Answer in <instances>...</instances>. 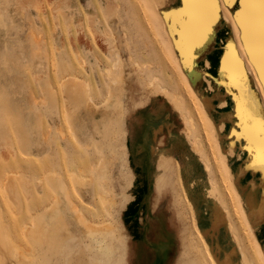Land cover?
Listing matches in <instances>:
<instances>
[{
    "label": "rangeland",
    "instance_id": "obj_1",
    "mask_svg": "<svg viewBox=\"0 0 264 264\" xmlns=\"http://www.w3.org/2000/svg\"><path fill=\"white\" fill-rule=\"evenodd\" d=\"M155 2L157 0H0V91L4 93V98L10 105L24 108L27 120L25 125L28 128V133L24 136L28 135L29 140L27 152L25 154L18 152L14 138L20 134L10 124L13 116L0 112L2 264H120L123 255L119 254L118 241L115 240V254L109 261L89 231L97 230L104 235L106 230H109L107 228H113L117 234L121 232L123 235L125 232L124 237L127 238L121 222V213L132 198L129 188L133 176L127 160L126 121L130 109L144 105L155 95L163 96L172 102L178 100L180 103L181 114L188 125H184L186 132L183 130V133L192 148L199 147L198 152L193 150L196 154L202 153L199 157L202 156L200 159L203 160L201 161L207 173L209 172V182L213 183L210 185V196L213 190V194L215 192L213 197L224 208V212H227L226 217L233 238L235 236L234 239L238 237L240 242L242 240L244 246L238 241L237 243L245 247L242 249L247 250V255L251 253L252 256L248 255L250 260L253 259L251 263L261 264V260L252 254L258 242L251 237L253 235L248 236L250 234L248 224L243 221L244 215L243 218L240 216L243 214L241 205L236 194L229 189V186L232 187L230 176L219 172L223 171L220 157L218 160L214 158L218 155V148L213 141L216 138L214 121L209 116L206 104L204 105L205 101L200 99L201 92L196 90L199 95L196 96L191 87L185 86L175 63L167 56L169 44L160 33L161 23L152 7ZM222 9L224 8H221V12H225ZM232 38H235L233 31L229 36V39ZM118 51L120 55L117 54ZM117 59L121 64L120 68L114 66ZM225 62L223 71H217L219 79L224 81L229 77L225 68L229 61ZM109 71L112 72V78L119 75L123 80L124 106L120 115L105 109L103 105V100L110 90L107 86L110 83L108 81L112 79H108ZM37 76L49 82L52 80L53 84V78L59 79L60 83L68 78L69 81L78 80L77 82L82 85H88L86 91L97 105V109L92 110L85 106L72 108L69 115L75 111L76 119L70 122L68 115L65 114L68 113L67 101L64 102L67 98L61 88L58 94L60 103L55 107L39 93L41 80H36ZM32 92L38 94L35 103L39 107L35 110L31 107ZM206 138L210 139L213 147L207 148L210 144L212 146V143L209 141L208 145ZM194 140L201 145L198 146ZM101 155L104 159H100L99 162L103 163L106 169L105 178H101L96 170L100 166L98 158H101ZM204 162L209 163V167ZM166 163L174 175H178L177 163L171 159H166ZM47 168L53 169L50 171L56 172L57 175L60 174L59 177L65 180L67 185L63 191L64 195L60 197L62 221L57 224H50L48 220L39 221L34 213L51 193L39 182V178L45 177L41 170L46 169L48 172ZM71 170L75 171L73 173L76 175L78 172L81 180H74ZM210 172L216 177H212ZM7 178L15 184L13 186L15 189L10 186L8 192L5 190ZM221 178H225L224 181L229 180H226L227 183L224 182L227 190L224 185L222 186ZM20 180H23L22 184L18 182ZM26 181L30 185L25 186ZM218 184L221 185L222 192L216 190L220 189L217 187ZM174 188L176 205L179 203L176 209L180 210V216L183 215L181 216L184 219L183 224L190 238L187 239L191 244L190 249L186 250V256L190 258L189 264H210L211 259H215L212 258L209 248L204 249L206 242H203L204 237L198 229L193 209L181 183L174 182ZM218 191L221 198L217 194ZM222 196L224 201L221 200ZM110 200L114 202L113 205ZM231 201L234 203L233 208ZM236 201L239 205L235 204ZM236 214H239L240 219H237L239 217ZM191 216L197 230H193ZM30 224L36 225V228L28 226V231L25 232L26 225ZM241 228L246 230V233L248 231V240ZM200 244L202 245L199 246ZM202 247L204 253L201 251ZM197 251L202 253L201 258ZM206 252H209L211 259Z\"/></svg>",
    "mask_w": 264,
    "mask_h": 264
},
{
    "label": "bare ground",
    "instance_id": "obj_2",
    "mask_svg": "<svg viewBox=\"0 0 264 264\" xmlns=\"http://www.w3.org/2000/svg\"><path fill=\"white\" fill-rule=\"evenodd\" d=\"M152 7H153V12L156 13L158 21L161 23L162 31L160 33L164 36V38L166 39V42L169 44L168 48L166 50L167 56H169V59L175 63L177 70L179 71L178 74L181 76V78H183V80L185 82V86L191 87L193 90V93L196 96H199V95L196 91L194 84L201 82V72L198 68V63H199L198 60L203 55H206L207 52L214 49V45H215L216 39H217L218 30H220V28L222 26H227V24H229V28H227V30H226L227 34H225L226 40L224 41V44H223V48H222V52H221L222 53L221 59H219V67L217 68V71H223V65H224V63H226L225 61H229L225 67L228 71L229 77H228V79H226L224 81V80L219 79V77L217 76L216 83H218V85H221L220 87L224 88V91L226 92V94H229V93L231 94V92L233 93L232 98L234 100V115L238 120L237 121L238 127L232 126L231 130L229 132V136L231 138H233V137L236 138L239 135L243 140L246 141L245 144L243 143L240 146V148L243 151L248 152V159L245 160L243 170L246 171L247 169H251L254 173H257V172L262 173V176L258 180L257 183L255 180H252L244 188H249L248 193H247V200H248L247 203H250V206H251V212L250 213L253 215H257V216H264V163L261 162L262 155H261V152L259 150L257 138L252 134V129L258 128L260 122L264 121V117H262V115L260 114V112L258 110L256 97L249 91V89L246 85L245 78L242 75V73L240 72L239 68L237 67L238 62H242L243 64H245L247 73L253 78L254 83H255V87H256L257 91L259 92L260 96L262 97L261 99L263 100V106L261 105V109L264 113V74H262V72H261L262 65H264V57H262V52H261V47H260L258 25L252 24L249 22L250 16L258 17V15H259V12L261 9V4H260L259 0H247V2H246V0H205V3L202 5V7L207 12L208 19H209L210 23L208 25L207 31L203 34V37L197 38L196 40L190 39V37L186 31V28H185V24L187 23L185 13L191 12L194 8V5L190 4L188 2V0H157V2H155ZM221 8H224L225 12L222 13ZM242 21L244 22L245 27L241 26ZM228 29L231 30V33H232V31L234 32L235 38L229 39L230 31ZM112 46L114 47V45H112ZM115 49H117V48L115 47ZM119 49L121 50V48H119ZM119 52L120 51H118V53H117L118 55H120ZM110 53H113V52H110ZM117 54H116V57H117ZM164 57H165V55H164ZM118 59H120V57ZM206 65L209 66L208 63ZM114 66L117 68L121 67V64H119V60L114 64ZM111 73H112L111 71H109L107 73V74H110L109 75L110 77L108 76V79L112 78ZM38 79L41 80L40 81V87H39V93L46 100H49L51 102V104L54 105L55 107H57L58 104L60 103L58 94L60 93L59 90L61 88V90L63 91L62 93H64L66 95V98H67L66 100L64 99V102L67 101V109L65 108L66 112L68 111V113H65V114L68 115V120L70 122L76 119V115H75L76 112L75 111H74V113L69 115V112L72 110V108L76 109V108H80V107L85 106V107H88L92 110L97 109L96 108L97 105L94 104L93 99L91 98V96L86 91L87 90L86 86H88V85H86V86L82 85L80 82H77L78 80L69 81L68 78H67V80H64L61 83L58 81L59 79L57 80L56 78H53L54 84H53L52 80L49 82L45 78L40 77V76H37L36 80H38ZM108 82H110L109 85H107L110 87L109 88L110 90L107 92V95L105 96V98L103 100V105H104L105 109L110 110L111 112L117 113L118 115H120L121 111L123 109V106H124L123 105V101H124L123 80L118 75L117 77L113 76V78L111 80L109 79ZM208 83L210 84V81H208ZM180 85H182V84H180ZM158 88L160 90H162L161 87H158ZM209 89H211V87H209ZM30 94L32 95L30 97V98H32L31 99V102H32L31 107H32V109L35 110L39 107V105L35 103V99L38 96V94L34 93V92H32ZM62 96H63V94H62ZM0 98H1V100H0V112L2 114H10L13 116V119L11 120L10 124L14 127V130L16 132L19 131V134H20L14 138V140L17 142L16 143L17 150H18V152L25 154L27 152V146L29 144V140H28V135L24 136V134L28 133L27 125H25L27 123V120L25 117L26 114L23 112L24 108H22L20 106L10 105L9 101L6 98H4V93H1V91H0ZM200 99L201 100L203 99L205 101L204 105L206 104L205 106L207 108V102L209 100H207L205 97L200 98ZM177 101L172 102L170 100L169 102L172 104L174 109L180 114V117H181L182 122H183V130L185 131L184 125L186 126L187 124L185 122L184 116H182V114H181L182 111H181L180 103ZM64 105H65L64 107H66V104H64ZM205 106H204V108H205ZM213 125L215 126L214 133H215L216 138L214 140L211 138V140L215 141L216 147L218 148V151H217V150H215L216 148L214 147L215 148L214 151L218 152L217 157L215 156L214 158H217V160H218V158L220 157V161H221L220 164H221V167H223V168H221V169H223V171H219V172L220 173L222 172V174L226 173L230 176L229 178L231 180L232 187L230 188V186H229V189L233 190L234 195L236 194L237 201L241 205V209H242V213H243L240 216H242V218H243V215H244L245 220H243V221L245 224L246 223L248 224V228H249V232H250V234L248 235V231L246 233V230L241 228V230L242 229L244 230L242 233L243 234H244V232L246 233V239L248 236L253 235L251 237H254L255 240L258 242L255 245V249H254V251H252V254H254V256L258 257L261 260V264H264V252L261 248L259 241L256 238L255 231L253 228L254 226L251 222L250 215L248 214V212L245 208L244 198L238 189L237 182L239 181V177H235L233 175V173L231 172L230 166L228 164V155L225 152H223V149L221 146L220 131H222L224 125L220 126L219 128L215 125V123H213ZM186 129L191 130L190 128H186ZM191 131H193V130H191ZM193 134H194V132H193ZM193 134H190V135H193ZM190 135H187V136H190ZM210 135H212V134H210ZM195 138H197V137H195ZM208 138H206V140ZM237 139L238 138H236V141H237ZM207 141H208V145H209L211 142L210 139H208ZM236 141L231 142V147L229 149L230 155L233 154ZM195 142L197 143V141H195ZM198 143H197V145H198ZM199 145H201V144H199ZM204 145H202V146L204 147ZM210 145H209V147L207 146V148L214 146L213 143H212V146H210ZM198 148L199 147H197V148L195 147V149H194V147H193V149L197 152H198ZM203 149L205 150V148H203ZM211 149H213V148H211ZM211 149H209V152L211 151ZM212 152L213 151H211V153ZM217 152H216V154H217ZM197 154L199 155L202 153L199 152ZM203 154H205V152ZM212 154H211V156L215 155V154L214 155H212ZM207 155H206V157H207ZM97 157H100V156H97ZM204 157H205V155H204ZM102 158H103L102 155H101V158H98L99 164L101 162L100 159H102ZM209 159L211 160V158H209ZM99 160H100V162H99ZM207 160H208V158H207ZM208 162H210V161H208ZM214 162L216 163V159ZM204 163L206 164V162H204ZM215 163H213V164H215ZM218 164H219V162L217 161V166L219 169L220 165H218ZM96 165L98 166V164H96ZM206 165L208 166L209 163ZM210 168H211V166H210ZM47 169H48V172L46 169L41 170L42 175H44L45 177L39 178V182L41 183V185H44L47 188V190H49L51 193H49V196L43 201L42 205L35 209L34 213L39 218V221L45 222L46 220H48L50 222V224H57V223L62 221V217H61L62 212L60 209V203H61L60 197H62L64 195L63 191L66 190V187H65L66 181L64 180L65 181V183H64V181L61 179V177H59L60 174L57 175L56 172L50 171L53 169H49V168H47ZM158 169H162V171H163V173L159 176L160 178L158 177V180L156 181L158 193H160L162 191V189L166 186L172 187V194H173V198H174L173 204L176 208L179 205V203H177V205H176L177 197H176L175 188H174V182L175 181H173V178H172L174 173H173L172 169L170 168V166L166 163V158L161 159ZM212 169H213V167H212ZM96 170L100 174L99 176L101 178H105L104 175L106 173V169H105L103 163H101L100 166H98L96 168ZM243 170L240 172V175L243 172ZM45 171H46V173H44ZM71 172H72V170H71ZM73 172L75 173V171H73ZM211 172H210V174H211ZM219 172H218V174L220 175ZM74 173H73L74 180H76V181L81 180V176L78 175V172H76L77 175ZM211 175H213V173ZM214 176L215 175H213L212 177H214ZM220 176L222 177V175H220ZM223 176H225V174ZM69 177H70V175H69ZM98 177H97V179H99ZM227 178H228V176H227ZM215 179L217 180V178H215ZM215 179H214V182H216ZM221 179H223V178H221ZM224 179H223L222 186L224 185L223 187L225 188L224 182L227 183V181H229V180L226 179L227 181L226 180L224 181ZM219 181H221V180H219ZM18 182L20 184H22L23 180H20ZM26 182L27 183H25V186L30 185V183L28 181H26ZM217 183H219V182L217 181ZM211 184H213L212 181H211ZM14 185L15 184L11 180H9V178H7L6 182H5V190L8 192V187H10V186L13 187ZM229 185H230V183H229ZM30 187L31 186H29V188ZM217 187L220 189H216V190L220 191L221 185L219 186V184H218ZM254 187L260 188L262 190L261 199L259 200V203L254 201L255 197H256L255 192H253V189H255ZM214 189H215V187H214ZM225 189L227 190V188H225ZM219 191L217 194H219ZM221 192H222V190H221ZM211 193H212L211 195L213 197L215 192L213 194V190H212ZM178 194H180V193H178ZM178 194H177V196H178ZM228 194H229V192H228ZM228 194H227V196H229ZM66 195H68V194L66 193ZM231 195H232V192H231ZM219 196H220V194H219ZM222 197H223V199H221V200L224 201V196H222ZM213 198L216 199L215 197H213ZM220 198H221V196H220ZM227 199H228V197H227ZM233 199L234 200L236 199L235 196H233ZM110 201L108 203H110ZM179 201H180V199H179ZM237 201L235 204H237ZM231 202H232V204H231ZM231 202H230V204H231V207L233 208L234 203H233V201H231ZM112 203L114 204V202L111 201V205H113ZM239 204H237V205H239ZM107 205H109V204H107ZM111 205H109V206H111ZM107 209H108V206H107ZM181 209H182V205H181ZM235 209H237V208H235ZM235 209H234V211H235V213H237V211ZM179 211H177V214H178V219L181 223V234L183 237L182 240H183L184 250H183L182 255H180L181 258L177 264H189L190 258L189 259L187 258L186 250L190 249V245H191V244H189L190 241L189 242L187 241V239L190 240V238L187 236V232H186L187 228L183 224V220H184V219H182L183 215H181L182 216L181 217L179 215ZM184 211H186V210L184 209ZM238 211H239V209H238ZM181 212H182V210H181ZM183 213L186 214V212H183ZM235 213H233L234 216H235ZM111 214H113V213H111ZM225 214H227V212ZM239 214H240V212H239ZM239 214H236V215L238 216ZM229 217H231L230 214H229ZM191 218H192L191 223L192 224L194 223V225H193V227H194L195 221L193 222V216H191L190 219ZM237 219H240V217ZM239 222H240V220H239ZM230 223H231V219H230ZM239 224L242 225L241 223H239ZM28 226L33 228V229L36 228V225H34V224L26 225L25 232L28 231ZM233 226H234V224H233ZM116 227H118V226H116ZM116 227H114V228H116ZM196 228H197V226H196ZM107 229H109V230H106L104 235H101L97 230H95V231L90 230L89 233L91 234V236H93V239L96 241L99 249L102 250L103 254L106 256V258L109 261L111 260L112 256L115 254L114 243H115V240H117L118 244L120 245V253L119 254L123 255L122 260H120V264H129L128 263V240H129L128 236H127V238H125L124 237L125 232L122 235L121 232H118V234L115 233V230H113V228L112 229L107 228ZM245 229H247V226ZM193 230H197V229H195V227H194ZM235 232H236V230H235ZM196 233H198V232L196 231ZM231 234L233 236V232ZM195 235H197V234H195ZM235 235H237V234H235ZM239 235H240V233L237 236H239ZM199 236L202 237L201 233H199ZM234 238H235V236H234ZM239 238H241V237H239ZM254 238H252V239H254ZM201 239H203V237ZM234 240H235L237 247H238V250H239V254L241 257V263L242 264L254 263V262L251 263V261H253V259L250 260L251 258H249V256H248V255L252 256L251 253L247 255L246 254L247 250L246 249L243 250L245 247H243L244 245H243L242 240L240 242L239 241L240 239H238V237ZM237 241H238V243L240 242V244L243 246L241 247V245L238 244ZM243 241H244V239H243ZM193 242H192V244H193ZM203 242L205 243L206 240L204 239ZM204 243H203V245H204ZM193 245H195V243ZM201 245L202 244H200L199 246H201ZM204 246H206V248H204V249L209 248L207 243H205ZM197 247H198V245H197ZM16 250H18V247H16ZM194 250H196V249H194ZM201 251H203V247H202ZM190 253H192V250L190 251ZM197 253L200 255V258H201L202 253L200 254V251L199 252L197 251ZM203 253H204V251H203ZM207 256H208V258L211 259V257H209L210 254H208ZM212 258H214V257L212 256ZM196 259H198V258H196ZM205 259H206V256H205ZM193 260H194V258L192 259V261ZM200 260H202V259H200ZM0 261H2V260H0ZM202 261H204V260H202ZM215 261L216 260L211 259L210 264H212V262H213V264H217ZM0 264H2V262H0ZM197 264H200V263H197Z\"/></svg>",
    "mask_w": 264,
    "mask_h": 264
},
{
    "label": "crops",
    "instance_id": "obj_3",
    "mask_svg": "<svg viewBox=\"0 0 264 264\" xmlns=\"http://www.w3.org/2000/svg\"><path fill=\"white\" fill-rule=\"evenodd\" d=\"M227 28L229 24L218 30L214 49L199 58L201 82L194 86L201 92L202 98L209 100L207 110L215 125L218 128L224 125L220 131L221 146L223 152L228 155L231 172L235 177H239L238 189L244 198L256 238L264 252V216L250 213L251 206L247 203L249 188H244L252 180L257 183L262 173H254L251 169L243 170L248 152L243 151L240 146L246 141L239 135L236 137L237 141L235 137L229 136L231 127H238V120L234 115L233 93L226 94L224 88L216 83ZM237 64L249 91L256 97L260 114L264 117L261 109L263 100L253 78L247 73L245 64ZM126 129L127 160L133 176L129 188L132 198L121 213V222L129 239L128 263L177 264L183 253L181 223L178 210L173 204L172 187L166 186L160 193L157 190L156 181L163 173L158 167L161 159L166 158L177 163L178 175L172 177L173 181L181 183L198 228L217 264H242L224 209L209 194L207 170L184 135L182 119L172 104L163 96L150 97L144 105L130 109ZM232 141H236V144L233 154L230 155ZM253 192L256 195L254 201L259 203L262 190L256 187Z\"/></svg>",
    "mask_w": 264,
    "mask_h": 264
},
{
    "label": "snow or ice",
    "instance_id": "obj_4",
    "mask_svg": "<svg viewBox=\"0 0 264 264\" xmlns=\"http://www.w3.org/2000/svg\"><path fill=\"white\" fill-rule=\"evenodd\" d=\"M188 2L194 5V8L191 12L185 13L187 20L185 28L190 39L196 40L197 38L203 37V34L207 31L210 21L208 19L207 12L202 7L205 0H188ZM259 2L261 4L259 15L258 17L250 16L249 22L258 25L260 47L262 57H264V0H259ZM241 26L245 27L243 21L241 22ZM261 72L264 74V65H262ZM252 134L257 138L259 150L262 155L261 162L264 163V121L260 122L258 128L252 129Z\"/></svg>",
    "mask_w": 264,
    "mask_h": 264
}]
</instances>
